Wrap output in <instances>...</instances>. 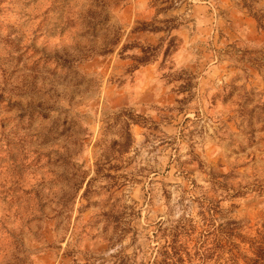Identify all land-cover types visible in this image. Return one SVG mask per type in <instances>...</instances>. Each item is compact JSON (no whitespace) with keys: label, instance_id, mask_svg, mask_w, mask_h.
<instances>
[{"label":"rangeland","instance_id":"374dc122","mask_svg":"<svg viewBox=\"0 0 264 264\" xmlns=\"http://www.w3.org/2000/svg\"><path fill=\"white\" fill-rule=\"evenodd\" d=\"M173 238L264 264V0H0V264Z\"/></svg>","mask_w":264,"mask_h":264},{"label":"trees","instance_id":"16d2710c","mask_svg":"<svg viewBox=\"0 0 264 264\" xmlns=\"http://www.w3.org/2000/svg\"><path fill=\"white\" fill-rule=\"evenodd\" d=\"M175 236V234H174ZM164 250H162L161 252V257L159 258V260H156L154 263L152 264H177L178 262H182L184 255L188 254L186 252L180 251L179 249L176 248V243L175 240L173 238V240L171 239L170 244L164 246ZM261 260L264 261V250L263 252L259 253V255H257Z\"/></svg>","mask_w":264,"mask_h":264}]
</instances>
